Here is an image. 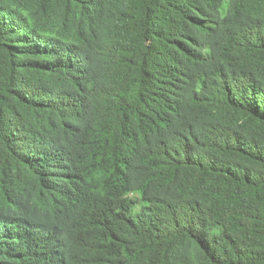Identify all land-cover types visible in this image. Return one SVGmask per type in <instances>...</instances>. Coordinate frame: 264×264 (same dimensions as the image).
<instances>
[{"label":"trees","instance_id":"1","mask_svg":"<svg viewBox=\"0 0 264 264\" xmlns=\"http://www.w3.org/2000/svg\"><path fill=\"white\" fill-rule=\"evenodd\" d=\"M0 264H264V0H0Z\"/></svg>","mask_w":264,"mask_h":264},{"label":"rangeland","instance_id":"2","mask_svg":"<svg viewBox=\"0 0 264 264\" xmlns=\"http://www.w3.org/2000/svg\"><path fill=\"white\" fill-rule=\"evenodd\" d=\"M226 11H227V1L225 2V5L223 6L222 8V14L225 15L226 14ZM134 197L137 199H139V196L138 195H134ZM142 206V202L138 201V205L136 207L137 210H139Z\"/></svg>","mask_w":264,"mask_h":264}]
</instances>
